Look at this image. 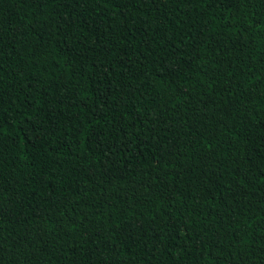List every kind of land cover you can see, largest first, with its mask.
<instances>
[{"label": "trees", "instance_id": "1", "mask_svg": "<svg viewBox=\"0 0 264 264\" xmlns=\"http://www.w3.org/2000/svg\"><path fill=\"white\" fill-rule=\"evenodd\" d=\"M0 264H264V0H0Z\"/></svg>", "mask_w": 264, "mask_h": 264}]
</instances>
